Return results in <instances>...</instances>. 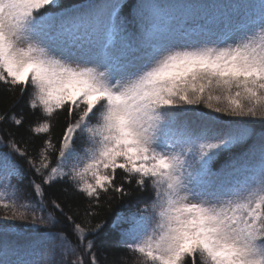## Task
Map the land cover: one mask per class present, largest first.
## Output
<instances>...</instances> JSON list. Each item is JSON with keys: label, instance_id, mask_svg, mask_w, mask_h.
Returning <instances> with one entry per match:
<instances>
[{"label": "snow or ice", "instance_id": "obj_1", "mask_svg": "<svg viewBox=\"0 0 264 264\" xmlns=\"http://www.w3.org/2000/svg\"><path fill=\"white\" fill-rule=\"evenodd\" d=\"M0 85L43 134L0 136V264H99L108 225L137 264H264V0H0Z\"/></svg>", "mask_w": 264, "mask_h": 264}, {"label": "trees", "instance_id": "obj_2", "mask_svg": "<svg viewBox=\"0 0 264 264\" xmlns=\"http://www.w3.org/2000/svg\"><path fill=\"white\" fill-rule=\"evenodd\" d=\"M68 2H74V0H68ZM6 108H11V110L17 114L18 116H23L26 120L24 126L22 128H17L15 125L3 124L0 123V136L6 135L5 129L11 132L16 133V138L28 141L29 149L38 148L42 143L43 134H39V136L32 134L29 132V121H34L35 117L31 116V109L28 108L26 103L16 104L13 107V98L4 91L3 86L0 85V112H3ZM65 123V118L63 114L60 115L58 120L54 121V127L52 130V135L54 137V142L59 138L62 134V129ZM223 161H219L217 163V167L221 166ZM122 178V174L118 172L117 182ZM39 178H37L38 180ZM24 189L25 200H27L28 195L34 196L32 189L28 186V180L26 179L24 183L21 185ZM133 188L136 186L133 185ZM46 188V197L51 200L55 199L58 203L64 207L65 211L69 210V207L75 209L77 206L80 207L81 210L87 207L86 202L81 199L76 193H74L67 185L63 182L54 183L52 186H45ZM147 191H151L148 189ZM145 195V191H139L133 193L131 197L125 198V206H121L119 203H112V210L104 205L103 200L101 201L102 207L96 209L99 212V215L96 217L97 220L107 222L113 217L115 214L114 210L119 209L124 213L129 211L126 206L127 199L137 200ZM38 199V198H36ZM139 207H147L146 204L141 203ZM132 211H135V207L132 208ZM2 212V210H0ZM46 215L47 213H43ZM60 219V217H57ZM17 226L23 228L24 230H32L30 227L26 226L25 222L15 221ZM61 225H65L66 221L61 220ZM109 231L102 232L100 237L98 238V249L97 255L99 259V264H137L138 259L140 258V254L132 252L126 245H121L116 236L113 235L108 225ZM57 227L54 226H37V231L39 232H48V231H57ZM57 255L59 252L56 253ZM60 255V254H59ZM87 260V257H85Z\"/></svg>", "mask_w": 264, "mask_h": 264}, {"label": "rangeland", "instance_id": "obj_3", "mask_svg": "<svg viewBox=\"0 0 264 264\" xmlns=\"http://www.w3.org/2000/svg\"><path fill=\"white\" fill-rule=\"evenodd\" d=\"M127 212H128V211H127ZM127 212H125V213H127ZM14 224L16 225L14 231H15L17 234H19L20 236L30 235V234H32V232H33V230H28V231H27V230H24L23 228L17 226V223H16V222H14ZM126 227H127V226H126ZM37 233H38V234H41V235L43 234V233L40 232V231H39V232L37 231ZM44 233H46V232H44ZM51 247H52L51 244H49V245H48V248L51 249ZM49 255H50V253H49ZM55 259H56V260L61 259L60 255H59V254H58V255L56 254V255H55Z\"/></svg>", "mask_w": 264, "mask_h": 264}]
</instances>
